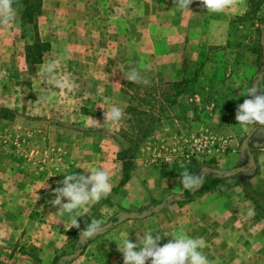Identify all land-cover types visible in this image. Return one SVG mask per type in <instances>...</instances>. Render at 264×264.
Returning <instances> with one entry per match:
<instances>
[{"label": "rangeland", "instance_id": "obj_1", "mask_svg": "<svg viewBox=\"0 0 264 264\" xmlns=\"http://www.w3.org/2000/svg\"><path fill=\"white\" fill-rule=\"evenodd\" d=\"M9 2L11 19L0 10V264H57L59 257L77 251L79 256L69 262L83 256L82 264H104L88 255L110 252L119 255L111 264L119 259L123 264L117 243L125 234L131 241L136 231L131 224L143 223L128 217L143 218V211L159 207L168 196L145 199L152 179L181 175L184 168L202 175L212 172L220 179L236 176L252 200L235 211L229 208L226 216L216 214L218 223L202 232L212 235L201 236L202 251L211 264H264V129L257 128L246 147L247 133H234L239 124L227 108L232 106L228 90L233 81L221 83L236 71L223 56L224 45L213 48L210 40L206 44L199 38L202 28H193L208 17L202 9L194 16V2L189 12L176 0ZM231 8L224 16L237 17L228 25L233 32L234 22L243 24L240 31L260 27L255 15L264 14L262 3L244 7L243 12V7ZM203 10L207 12L204 6ZM258 40L253 35L249 40L250 62L260 68L264 46ZM232 43L242 46V37ZM213 60L225 68H207ZM129 68H136L149 84L129 82ZM113 104L124 109V116L118 125L109 126L103 123L104 111ZM124 149L128 152L122 159L119 153ZM249 153H258L260 160L249 163ZM82 158L88 160L85 169L102 167L109 172L111 193L78 218L79 229L52 228L58 221L52 222L51 216L53 224L46 222L42 194L58 187L63 174L87 175L75 165ZM128 159L129 178L118 185ZM245 165H250L247 172L238 170ZM227 186L207 182L198 195ZM120 189L124 196L116 198ZM38 192L41 198L34 197ZM130 194L134 203L128 201ZM170 203L173 200L165 206ZM21 207L23 212L27 209L26 228L28 217L40 218L37 228L26 232L35 236L34 242L22 237L23 222H14L22 215ZM116 215L127 218L105 231ZM92 219L100 220L101 228L85 241L80 229ZM108 237L110 246L90 248L95 240L97 246L105 245Z\"/></svg>", "mask_w": 264, "mask_h": 264}, {"label": "crops", "instance_id": "obj_2", "mask_svg": "<svg viewBox=\"0 0 264 264\" xmlns=\"http://www.w3.org/2000/svg\"><path fill=\"white\" fill-rule=\"evenodd\" d=\"M256 0H239L238 3L233 0H227V3L225 4V7L219 11V12H204L203 10V4L201 3V0H193L194 5L196 7V11L194 12V16L198 12H201L200 9H202V14L207 15L208 17H204L203 21L201 24L198 21L196 25L193 28L201 27L202 31L198 30V32H201V35L199 38H202L203 41L210 40L208 44L212 46L213 48H216V46L219 45H224V58L225 60L232 61L230 63V67L232 66L233 70L236 71V76L232 77L230 79H223L221 85H224V82L230 83V89L228 90V94H230L231 98H228V101L232 106L228 108V110L233 111L231 112V115L235 117V113L237 110V107L239 104L243 103L244 99H247L246 95H241V93L245 92L251 81L253 80V85L255 82L260 81L261 79H264V60H261L260 63V68L259 66H253L250 62L252 59V54L250 53V38L253 35L255 38H259L260 42L262 43V46H264V14L261 16L255 15L256 18H259L258 21H256L255 25L257 26L259 23L260 27L256 28L255 30H250L249 27L247 26V31L243 29V31H240L238 29L243 28V24L241 22H234V25L236 26V29L231 30L229 29V24L230 21L237 20V17H232V15L224 16L225 12H231L232 8L231 7H243L240 8V10L243 12L244 7L251 6L253 2ZM238 4V5H237ZM231 6V7H230ZM262 6H264V3H262ZM200 8V9H199ZM239 10V9H238ZM191 11V10H190ZM258 13V12H257ZM211 14V15H210ZM240 14V13H239ZM236 14V15H239ZM193 16V13L191 14ZM192 19V18H191ZM221 21V23H220ZM262 21V23H261ZM187 22V19H186ZM243 23V22H242ZM191 26V22L189 23ZM231 25V24H230ZM232 26V25H231ZM185 27V26H184ZM188 25H186L184 30H187ZM191 29V28H189ZM229 29V30H228ZM260 29V30H259ZM194 30V29H193ZM240 32H238V31ZM192 33V31H191ZM194 35V33H193ZM242 37V46H236V44L233 45V41L236 42L237 39ZM231 40V41H230ZM258 40V41H259ZM245 44L246 48H245ZM254 44V43H253ZM211 47V48H212ZM242 49H240V48ZM210 48V49H211ZM227 49V50H226ZM246 49V50H245ZM223 60V59H222ZM238 63V64H237ZM206 67L212 69L213 71H222L225 68V65L223 63H220L217 60H213L211 62L206 63ZM262 70V71H260ZM213 75V73H211ZM258 77L256 78V76ZM227 77H229V74H226ZM219 78H214L213 80H218ZM237 95V98L235 97ZM242 98L241 99H239ZM227 99V98H226ZM263 128L264 126H249L247 128L241 127L240 125L234 131L236 134H246V137L251 133L253 134L255 131L258 132L259 130L257 128ZM253 131V132H252ZM245 140L243 141L244 147L247 146V143H249V139L247 142ZM256 144V143H255ZM262 154V153H260ZM254 161L255 160H260L258 157V153H255L253 155ZM261 157H264V153ZM88 163L85 162V158H82V160L75 165L80 166L83 168L82 170L84 171L86 164ZM204 176V182L202 185H205L208 180L205 179V172H203ZM214 178H218L215 175H213ZM180 175L176 176H165L162 178H153L152 179V185L153 187L150 188V192L148 191V194H146L145 199L148 200H154V199H160L164 196L167 195H176L180 196L182 200L176 201L173 200V203H170V205L165 206L162 210L159 212L149 214L147 216H144L143 218H136V222H143V223H132V227L136 229L135 233H132V242H136L137 236H140L144 233L145 230L151 229L154 231V234L159 233L163 239L159 243H166L171 237L178 233V232H184L187 233L188 235L192 237H200L204 236L205 238H210L212 237L211 234L207 233H202L203 231H209L213 229V225L215 223H218V218H215V215L219 214V217L224 215L226 216L229 208H232L233 211L234 209L239 206V204H247L248 201L252 203V200L244 193V190L241 188L240 181L238 182V179L235 180L236 176L233 177V175L228 176V178L221 179L217 181L218 184L223 186V183H226L229 187L228 189L224 190H219V191H208L206 194H204L203 197H200L198 194L201 193L202 191L197 190L193 191V197L191 200H186L184 196L185 189L181 186L180 181H179ZM120 178L122 179V175H120ZM119 178V179H120ZM121 179L118 182V185L121 182ZM133 177L130 179V183L132 182ZM24 180L25 179H21ZM149 182V181H148ZM151 186V184H150ZM33 187V186H32ZM122 192V189L119 190L118 195L116 198L119 196L122 198L124 196V192ZM23 193V192H22ZM27 196V193H25ZM53 191L50 193L49 191L46 192L45 194L43 193V196H46V203L44 207H42L44 211V215L48 216L47 223L50 222V225L53 224L52 222L56 223V220L58 223L55 224L52 228L56 229H66L68 230L69 228V223H68V218L67 216H64V218H55V215L58 217L59 214L56 213L57 207L58 206H53L52 205V200L55 198V194H53ZM40 192L36 193L34 197H39ZM129 197V203H134L135 198L131 197V194ZM41 198V197H39ZM42 202V201H41ZM26 208H28L27 205H24ZM34 209L33 207H31ZM218 210L219 212L216 213L215 211ZM23 207H21L20 213H22L21 216H19L18 220H14V222H23L21 225L19 224L20 229L19 230H25L23 232L22 237L26 238H31V240L35 239V236H32V234L26 233L30 228L34 229L37 228V226L40 224L39 220L40 218H36L31 220L28 217V220L30 222L28 228H26L27 225V217L25 216V213L27 214V209H25V212H23ZM29 215H36V213L28 211ZM236 213V212H233ZM51 216L52 219H55L54 221L51 222ZM54 217V218H53ZM14 219V216H13ZM141 220V221H140ZM143 220H148V221H143ZM163 220V222L161 221ZM26 222V224H25ZM43 223L45 222L42 221ZM59 222L61 224H59ZM146 223V224H144ZM58 224V225H57ZM57 225V226H56ZM226 227V226H225ZM120 232V231H118ZM31 234V235H30ZM35 234V232H34ZM114 234L108 235L109 237L113 236ZM105 241V245H101V243L97 246V240L93 241L90 243V248L93 247H99V246H110V240L112 238H109ZM35 240H33L34 242ZM207 243H212L211 241ZM89 248V247H88ZM90 258L94 259L96 262V258L98 257V261L104 262V264H111L118 256L114 255L113 253L107 252L105 254L101 253L95 254V255H88ZM88 257V258H89ZM83 256L80 257L79 259L73 260L69 262V264H82L83 262ZM115 264H122L121 260H117Z\"/></svg>", "mask_w": 264, "mask_h": 264}, {"label": "clouds", "instance_id": "obj_3", "mask_svg": "<svg viewBox=\"0 0 264 264\" xmlns=\"http://www.w3.org/2000/svg\"><path fill=\"white\" fill-rule=\"evenodd\" d=\"M193 0H176L177 6L190 11ZM204 8L209 12H219L227 0H201ZM0 10L8 13L12 18V8L9 0H0ZM126 79L132 83L149 84V80L141 75L136 68L127 70ZM243 103L239 104L235 113V120L241 127L264 126V79L249 84L245 92ZM124 116V109L113 104L109 110L104 111L103 123L109 126L118 125ZM96 124H103L93 120ZM87 175L69 172L63 174L59 186L53 189L55 198L53 206H58L56 213L61 217L67 216L69 229L80 228L79 219L90 213L93 205L106 199L113 187L112 177L102 167L84 169ZM179 181L188 192L197 191L204 182V176L197 172H190L187 168L182 171ZM101 221L92 219L86 227L80 229V238L92 240L101 228ZM125 234L117 243V250L122 254L123 264H211L202 249L205 243L200 237H192L184 232L174 234L166 243L159 242L163 237L151 229L145 230L137 236L136 242L129 240Z\"/></svg>", "mask_w": 264, "mask_h": 264}, {"label": "trees", "instance_id": "obj_4", "mask_svg": "<svg viewBox=\"0 0 264 264\" xmlns=\"http://www.w3.org/2000/svg\"><path fill=\"white\" fill-rule=\"evenodd\" d=\"M261 3H264V0H256L254 1V6H260ZM251 5V6H252ZM262 22V21H261ZM260 30V29H259ZM128 152V149H124L122 150L120 153H119V156L122 157V159L126 158V154ZM132 170V164H131V160L128 159L125 163H124V166L122 168V179H121V182H120V185H123L129 178V173L130 171ZM214 173L212 172H205V179L208 180V182H211V184H215L217 181L221 180L220 178H222L221 175H219L220 177L218 178H214ZM228 178V177H227ZM201 191V189H199ZM247 195V194H246ZM184 196L186 198V200H191L192 197H193V192H188L186 189H185V192H184ZM148 212H150V214H153L154 213V210L152 209H147ZM120 221V217L119 215H116L112 220H111V225H108L104 230L105 231H108L111 229L112 225L119 222ZM57 264H69V261L67 260V258L65 256H61L59 257V259L57 260Z\"/></svg>", "mask_w": 264, "mask_h": 264}, {"label": "water", "instance_id": "obj_5", "mask_svg": "<svg viewBox=\"0 0 264 264\" xmlns=\"http://www.w3.org/2000/svg\"><path fill=\"white\" fill-rule=\"evenodd\" d=\"M253 132V131H252ZM250 135H251V133L247 136V138H246V140L250 137ZM248 162L249 163H252L253 162V160H254V157H253V155L252 154H248ZM250 169V165H245L244 167H240V168H238V170L239 171H242V172H247L248 170ZM216 177H220L219 175H215ZM169 200H176V201H180V200H182V198L180 197V196H176V195H168L166 198H165V200H164V202L161 204V205H159V207H157V208H155V209H153L154 210V213H156V212H159L160 210H162L164 207H165V205H166V202L167 201H169ZM150 214V212H148V211H143L142 212V216L141 217H144V216H147V215H149ZM119 217H120V220L121 219H126L127 217L126 216H121V215H119ZM139 216L137 215V214H133L132 216H129L128 218H138ZM108 225H111V223H109ZM79 254H80V251H77L76 253H74V254H72V255H69L68 257H66L67 258V260L69 259H74V258H76V257H78L79 256Z\"/></svg>", "mask_w": 264, "mask_h": 264}]
</instances>
